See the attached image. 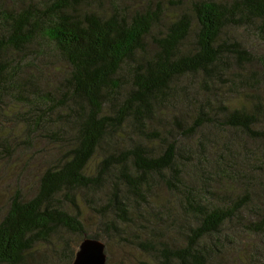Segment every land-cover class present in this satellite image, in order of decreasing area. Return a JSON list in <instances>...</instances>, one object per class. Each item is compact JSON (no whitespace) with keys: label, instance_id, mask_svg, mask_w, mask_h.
Instances as JSON below:
<instances>
[{"label":"trees","instance_id":"trees-1","mask_svg":"<svg viewBox=\"0 0 264 264\" xmlns=\"http://www.w3.org/2000/svg\"><path fill=\"white\" fill-rule=\"evenodd\" d=\"M91 1L0 0V118L22 124L23 146L57 152L0 219V264L43 244L71 264L84 238L127 241L171 214L182 244L141 241L153 264H264V149L248 144L264 142V99L242 102L260 84L246 67L250 44L264 47V0H176L170 21L161 0L79 12Z\"/></svg>","mask_w":264,"mask_h":264},{"label":"rangeland","instance_id":"rangeland-1","mask_svg":"<svg viewBox=\"0 0 264 264\" xmlns=\"http://www.w3.org/2000/svg\"><path fill=\"white\" fill-rule=\"evenodd\" d=\"M123 5L129 8L140 7V5H145L146 1L151 0H120ZM157 1V0H152ZM176 0H161L164 7V21L173 20L178 16L183 9V5L175 2ZM171 2V4L169 3ZM172 2L174 4L172 5ZM92 9L102 10L109 12L111 7V0H101V6L98 2L93 0L89 4L82 6L79 12L89 11ZM245 38L243 35L242 39ZM253 52L256 53L257 61L252 67H246V73H255V80L259 81V85L253 83V80L249 82L251 85L250 91L242 92V100L255 90V94L259 93L261 99H264V71L261 65L264 64V47H258L250 44ZM259 88V89H258ZM226 101H230L231 98L227 97ZM242 102H252L250 99H246ZM231 106L237 107L238 100L236 97L232 99L229 103ZM9 105H12L10 102ZM11 108V107H10ZM9 108V109H10ZM13 111L14 109L12 107ZM25 109V108H24ZM23 110V109H22ZM26 110V109H25ZM9 111V110H8ZM7 111V112H8ZM264 129V124H261ZM23 126L20 122H14L13 124L4 125L2 118H0V219L3 217L5 212L9 207V202L16 193L20 194L23 199H30L36 191L37 180L45 169L52 165L56 160V150H53L52 146L45 142H31V146H23L19 143V139L15 136L18 133H22ZM11 131V132H10ZM8 134V135H7ZM4 138H6L4 140ZM214 138L218 140V137L214 135ZM239 140V138H237ZM226 144H230V141L223 139ZM258 146L260 149H264V142L251 143ZM237 146H232L236 151L241 152L239 144ZM246 148H249L246 145ZM156 194L160 198L169 199L170 196L166 192L165 186L160 185L156 188ZM174 210H178V206L173 204ZM79 210L84 218V226L87 232L97 231L98 214L93 209H88L79 203ZM174 221L173 215L171 214V219L165 220L163 222L157 223L153 220L152 223L143 222L146 231L144 234H138L135 232L128 231L127 241L120 240L118 236H113L107 232H101L102 238L100 241L104 243V252L106 255V264H153L155 259L140 247V243L143 240H152L154 247L156 249L160 248L161 243H165L169 248H173L182 244V234L177 230L171 229V222ZM175 222V221H174ZM179 222H175V227ZM138 229V228H137ZM138 234V238H132L131 236ZM60 236H56L57 240ZM253 237L259 238V235H254ZM69 242L74 243L76 238L73 236L66 237ZM225 245H229L228 242H223ZM74 247V246H71ZM252 262V261H251ZM254 263V262H252ZM26 264H65V259L62 256L60 250L57 252L53 248L48 247L43 244L38 247V249L29 255L26 259ZM250 264V262L248 263Z\"/></svg>","mask_w":264,"mask_h":264},{"label":"water","instance_id":"water-1","mask_svg":"<svg viewBox=\"0 0 264 264\" xmlns=\"http://www.w3.org/2000/svg\"><path fill=\"white\" fill-rule=\"evenodd\" d=\"M104 248L102 241L84 238L79 243L71 264H106Z\"/></svg>","mask_w":264,"mask_h":264}]
</instances>
